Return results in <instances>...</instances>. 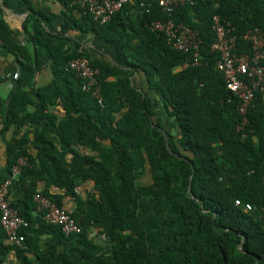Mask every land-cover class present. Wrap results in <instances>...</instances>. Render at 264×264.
<instances>
[{
	"label": "trees",
	"instance_id": "obj_1",
	"mask_svg": "<svg viewBox=\"0 0 264 264\" xmlns=\"http://www.w3.org/2000/svg\"><path fill=\"white\" fill-rule=\"evenodd\" d=\"M133 1L145 4L138 27H131L138 44L122 36L128 26L121 14L130 4L107 25L72 8L82 17L76 29L128 49L119 51L126 69L89 53L64 51L45 34V17L22 0L30 11L25 29L33 56L27 44L14 42L0 3V43L23 59V78L32 79L44 60L52 63L54 82L68 84L54 96L50 87L37 91V103L19 89L9 103L3 132L18 131L6 148L8 168L11 172L21 157L29 160L12 188L21 195L13 206L29 228L21 232L25 241L14 245L0 226V264H264V98L256 97L248 124L239 130L240 101L227 90L217 70L220 55L212 51L214 16L235 36L264 31V0H196L177 9L174 21L197 30L202 40L201 65L186 68L191 55L151 29L168 19L158 2ZM72 2L65 0V6ZM238 51L250 53V45L240 40ZM78 58L89 59L97 73L104 108L66 71ZM136 71L161 99L164 118L132 86ZM54 97L66 110L61 123L48 114ZM31 105L35 110L28 113ZM164 119L173 133L164 130ZM25 126H32V133L20 132ZM52 133L70 159L57 155ZM6 179L0 172V187ZM86 182L93 189L83 198L78 189ZM37 192L63 209L64 198L73 200L75 207L67 210L83 233L65 236L60 227L34 217ZM90 231L99 238L91 239Z\"/></svg>",
	"mask_w": 264,
	"mask_h": 264
},
{
	"label": "built area",
	"instance_id": "obj_2",
	"mask_svg": "<svg viewBox=\"0 0 264 264\" xmlns=\"http://www.w3.org/2000/svg\"><path fill=\"white\" fill-rule=\"evenodd\" d=\"M132 0H73L72 6L84 10L92 16L93 20L100 25L109 24L114 16L121 12ZM160 9L168 17L166 21H156L151 29L165 35L167 42L174 49L191 55V60L185 64L198 67L201 65L200 49L202 40L197 30H194L183 23L174 21V13L177 9L187 4L193 5L196 0H156ZM217 2V0H210ZM212 31L214 42L212 51L220 55L217 63V70L224 76L226 88L239 101V114L243 122L239 130L248 124L247 114L254 107L256 97L264 98V31L260 28H253L241 36H235L221 22L219 16L212 20ZM242 40L250 45V53H240L238 42ZM67 72H72L82 83V90L91 95L97 104L104 108L102 88L97 73L87 58L70 60L66 67ZM7 79L17 80L19 74L8 75ZM29 160L21 157L12 167L10 177L0 187V226L7 236L10 244L21 245L25 241L22 231L29 228L25 221L13 206L11 190L27 167ZM36 210L34 217L42 216L43 221L52 226H58L65 236L80 235L83 228L71 216L67 209L59 208L48 197L41 192L34 196ZM239 206L240 202H236ZM251 205L246 206V211H251ZM89 237L97 239L96 231H90ZM103 240V238H102Z\"/></svg>",
	"mask_w": 264,
	"mask_h": 264
},
{
	"label": "crops",
	"instance_id": "obj_3",
	"mask_svg": "<svg viewBox=\"0 0 264 264\" xmlns=\"http://www.w3.org/2000/svg\"><path fill=\"white\" fill-rule=\"evenodd\" d=\"M5 0H0L1 7L3 9V20L7 23L11 31L13 32V40L17 45H28L29 49L34 56L35 47L33 44L28 43L27 31L25 29V21L27 20L30 11L25 5L22 4V0H7V6L4 5ZM32 8L42 14L43 19L42 26L45 34L54 42L62 44L64 51L67 52H85L89 53L93 57L103 59L111 63L116 68L126 69V61L124 57L119 54V51L127 52L128 49H117L114 45L100 39L92 31H82L76 29V25L81 20V14L79 11L74 10L73 6H65V0H29ZM144 3L139 6L132 0L130 3V11L128 13L121 14L122 22L128 26L127 33L122 36L127 37L132 44H138V37L136 32L131 27H138L140 23V16L142 10L145 8ZM23 59H18L8 49H6L0 43V172L5 178L10 177V169L8 168V161L6 158V148L12 140L14 134L18 131V128L12 127L8 132H3L4 119L7 114L8 106L14 93L19 89L29 94L34 103L38 102L36 92L44 90L50 87L53 96L58 91L57 88L65 89L68 87L67 82L62 81L60 85H57L55 76L52 71V63L50 61H40L39 69L35 70L32 79L23 78ZM35 62V61H34ZM35 63V67H36ZM181 69H177L180 71ZM19 74L17 80L7 79L6 76ZM25 77V76H24ZM111 82L116 81L115 78L109 79ZM21 84V85H20ZM131 84L135 89L143 95V98L151 100L153 102V111L158 112L160 118H164L161 108L158 107L161 99L155 94V91L150 87V81L144 73L141 71L134 72L131 77ZM54 104L48 110L57 123H61L66 119V110L63 105V101L60 98L54 97ZM156 105V106H154ZM34 106H29L28 113L34 112ZM119 116H117L118 118ZM155 120V118H154ZM163 128L169 133H173L171 127V121L164 119ZM33 131L32 126H25L22 132ZM32 137V134H31ZM50 139L56 144L57 155L62 159H70L61 150V143L59 139L52 133ZM34 154V150H31ZM45 184L40 185V189L44 190ZM14 189V188H13ZM11 191V199L14 201L20 198L21 195L17 191ZM93 189V184L90 182L82 183L78 189L79 194L83 198H87L90 191ZM51 191L55 194L63 195L64 193L58 189L52 188ZM63 203L65 207L72 211L75 207V202L70 198H64ZM10 258H13L12 256Z\"/></svg>",
	"mask_w": 264,
	"mask_h": 264
}]
</instances>
